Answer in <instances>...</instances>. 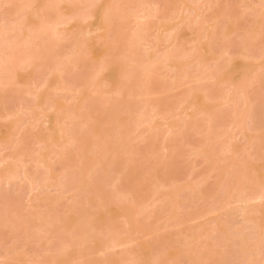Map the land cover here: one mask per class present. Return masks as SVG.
I'll list each match as a JSON object with an SVG mask.
<instances>
[{"label":"rangeland","instance_id":"rangeland-1","mask_svg":"<svg viewBox=\"0 0 264 264\" xmlns=\"http://www.w3.org/2000/svg\"><path fill=\"white\" fill-rule=\"evenodd\" d=\"M0 37V264H264V0H0Z\"/></svg>","mask_w":264,"mask_h":264},{"label":"bare ground","instance_id":"bare-ground-1","mask_svg":"<svg viewBox=\"0 0 264 264\" xmlns=\"http://www.w3.org/2000/svg\"><path fill=\"white\" fill-rule=\"evenodd\" d=\"M29 1H31V0H29ZM36 1L38 2V0H36ZM32 2H33V1H32ZM32 2H31V4H32ZM34 2H35V1H34ZM35 4H36V2H35ZM37 4H38V3H37ZM28 6H29V5H28ZM36 6H37V5H36ZM62 23H63V22H62ZM11 29H13V27H11ZM136 35H137V34H136ZM136 35H135V36H136ZM1 36H2V35H1ZM138 36H139V35H138ZM0 38H1V37H0ZM1 39H2V38H1ZM1 39H0V42L3 43L4 41L2 42ZM3 40H4V39H3ZM11 44H12V42H10V45H9V46H7L6 44H1V45H2V46L0 45L1 47H3V45H6L7 47H5V46H4L3 48L0 47V51L3 50L4 48H5V49H6V48H9L10 46H12ZM23 45H24V44H23ZM14 46H15V44H13V46L10 47V48H14ZM28 57H29V56H28ZM28 57H27L26 59H28ZM26 62H27V60H26ZM3 65H4V63H1V65H0L1 70H2V68H4ZM6 66H7V64H6ZM6 66H5V67H6ZM4 69H5V68H4ZM7 176H8V175H7ZM8 177H9V176H8ZM8 177H7V178H8Z\"/></svg>","mask_w":264,"mask_h":264}]
</instances>
